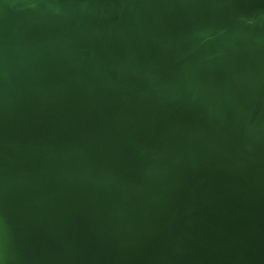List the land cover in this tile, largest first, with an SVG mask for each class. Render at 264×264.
<instances>
[{
	"label": "water",
	"instance_id": "water-1",
	"mask_svg": "<svg viewBox=\"0 0 264 264\" xmlns=\"http://www.w3.org/2000/svg\"><path fill=\"white\" fill-rule=\"evenodd\" d=\"M0 264H264V0H0Z\"/></svg>",
	"mask_w": 264,
	"mask_h": 264
}]
</instances>
